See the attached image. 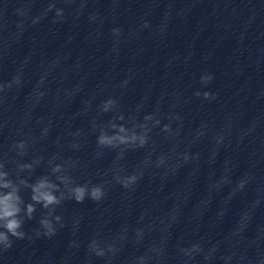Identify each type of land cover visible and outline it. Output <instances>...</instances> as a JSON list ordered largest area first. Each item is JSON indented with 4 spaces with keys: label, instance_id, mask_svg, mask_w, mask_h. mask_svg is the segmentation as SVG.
I'll use <instances>...</instances> for the list:
<instances>
[{
    "label": "clouds",
    "instance_id": "1",
    "mask_svg": "<svg viewBox=\"0 0 264 264\" xmlns=\"http://www.w3.org/2000/svg\"><path fill=\"white\" fill-rule=\"evenodd\" d=\"M59 14V13H58ZM202 80L207 83L209 80H211V77H202ZM199 95V93H197ZM204 96L207 98L209 96V93H204ZM111 103V101H109ZM152 117L146 116L145 119L149 120ZM168 126L165 125V129H167ZM121 132L124 131V129H120ZM118 141L119 144H128V143H135L136 138L135 137H127L122 135H117L115 137H104L101 136L98 140V143L100 144H113V141ZM145 137L139 138V144L143 146L145 144ZM7 187L8 185H4ZM125 187H127V184H124ZM46 185L44 183L38 184L34 188V194L32 196V200L42 203L44 208H48L50 205L59 204L60 200L53 195L49 191H41V189L45 188ZM73 196L72 199H75L76 202H83L86 196H90L91 199L99 201L104 193L103 190L100 187H92L90 192L86 187L83 186H77L74 189H72ZM19 200V197L14 196L13 194L9 193L6 196L0 197V229H3L0 231V244H2L5 248H10L12 246V242L10 240V237H16L17 239H22L25 235L23 231H21L23 227V222L18 219V214L20 212V208L17 206V202ZM35 211L34 206L32 204H29L27 206V213L29 219H31L32 213ZM57 221L60 220V217H55ZM43 228L46 229L45 235L52 236L54 235L55 229L53 227V224L49 220H41L40 221ZM95 245V242H93ZM96 255L97 256H103L104 251L102 249L96 248Z\"/></svg>",
    "mask_w": 264,
    "mask_h": 264
}]
</instances>
